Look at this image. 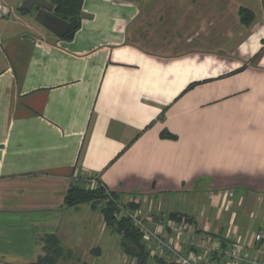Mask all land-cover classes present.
<instances>
[{
	"label": "crops",
	"instance_id": "0c3cea01",
	"mask_svg": "<svg viewBox=\"0 0 264 264\" xmlns=\"http://www.w3.org/2000/svg\"><path fill=\"white\" fill-rule=\"evenodd\" d=\"M27 1L0 0V264L35 263L45 236L101 252L100 212L64 203L84 177L190 218L191 241L163 235L194 260L205 238L224 247L208 264L264 261V0H82L70 40Z\"/></svg>",
	"mask_w": 264,
	"mask_h": 264
},
{
	"label": "trees",
	"instance_id": "16d2710c",
	"mask_svg": "<svg viewBox=\"0 0 264 264\" xmlns=\"http://www.w3.org/2000/svg\"><path fill=\"white\" fill-rule=\"evenodd\" d=\"M81 3L82 0H52L51 2L54 8L53 13L56 16L66 22L75 21L73 28L62 37L65 40H70L75 30L79 27ZM239 15L243 25H249L253 20L252 12L247 9L241 8ZM161 136L170 137V135L165 133H161ZM82 184L73 185L67 190L64 197L65 205L77 207L80 204L89 203L91 208L99 209L106 228L119 235L120 248L123 254L134 260L135 264H150L151 259H158L157 256L150 257L141 235L130 223L129 219L126 217L117 218L114 215L116 203L119 201L117 193L108 190L101 184H99L97 189H92L84 186V183ZM169 220L191 223V219L185 215L170 214ZM71 257L72 251L64 249L54 236H45L43 238V253L37 257L33 264H57L58 261H65ZM158 260L161 261L160 259Z\"/></svg>",
	"mask_w": 264,
	"mask_h": 264
},
{
	"label": "built area",
	"instance_id": "2783aa9c",
	"mask_svg": "<svg viewBox=\"0 0 264 264\" xmlns=\"http://www.w3.org/2000/svg\"><path fill=\"white\" fill-rule=\"evenodd\" d=\"M13 12L7 6L0 3V20L11 16ZM83 183L86 187L94 188L99 186L97 179L95 178H83ZM134 203L126 202L123 203L120 200L116 203L115 216L117 218L126 217L129 219L130 223L135 227L137 232L141 235L142 241L145 243L150 256H155L157 253H164L168 257L170 264H208V258L212 255H217L222 252V243L219 241L203 239L201 248L202 260H194L190 255L185 253L182 249L177 248L170 241L165 240L163 235V228H167L171 232L177 234L181 238L189 239L190 241L195 236V228L186 222H174L168 220L165 224L162 220L153 219L154 217H149L141 213V211L133 206ZM264 238L262 233H257L254 236V241L259 242ZM148 245V246H147ZM153 245V248L150 246ZM228 259L231 264H240L248 260L245 255H242L237 249H230L226 251ZM249 264H264V261H258L256 259H251L248 261Z\"/></svg>",
	"mask_w": 264,
	"mask_h": 264
},
{
	"label": "rangeland",
	"instance_id": "374dc122",
	"mask_svg": "<svg viewBox=\"0 0 264 264\" xmlns=\"http://www.w3.org/2000/svg\"><path fill=\"white\" fill-rule=\"evenodd\" d=\"M97 183L100 184L97 180ZM86 186V184L84 185ZM99 186H95L92 189H97ZM84 207H90L91 211L96 210V214L99 213V209L91 208V204L83 203ZM105 243L98 244L97 248L101 249L99 253H90L87 251V254L81 250H76L72 252V257L68 260L61 262L60 264H135V261L130 257H126L121 249L120 252V237L118 234L111 232L107 229L103 241ZM73 251V250H72ZM121 255V257H119ZM123 255V256H122Z\"/></svg>",
	"mask_w": 264,
	"mask_h": 264
},
{
	"label": "water",
	"instance_id": "95a60500",
	"mask_svg": "<svg viewBox=\"0 0 264 264\" xmlns=\"http://www.w3.org/2000/svg\"><path fill=\"white\" fill-rule=\"evenodd\" d=\"M33 5L41 10V12L38 13L41 25L48 31H50L53 35H55L57 38H62L64 34L71 30L75 25L74 20L71 22H66L60 19L55 14H52L53 8L48 3L36 0H29L21 7V9L23 11H30Z\"/></svg>",
	"mask_w": 264,
	"mask_h": 264
}]
</instances>
